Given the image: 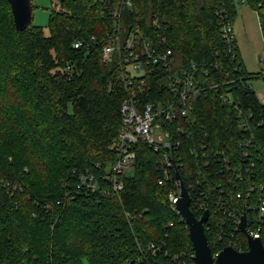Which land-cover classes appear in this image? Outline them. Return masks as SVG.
I'll return each instance as SVG.
<instances>
[{
  "label": "trees",
  "instance_id": "16d2710c",
  "mask_svg": "<svg viewBox=\"0 0 264 264\" xmlns=\"http://www.w3.org/2000/svg\"><path fill=\"white\" fill-rule=\"evenodd\" d=\"M131 2L122 33L138 28L163 42L174 63L127 87L119 60H102L119 0H63L48 35L33 25L18 32L0 0V264H195L169 201L176 173L195 216V205L209 210L213 256L228 245L247 250L242 215L264 246V104L249 83L260 74L246 71L233 32L224 34L240 0ZM241 3L258 14L264 40V0ZM192 68L201 92L185 117L162 123L172 150L139 140L121 193L78 192L81 175L100 181L117 160L123 101L167 105L170 73Z\"/></svg>",
  "mask_w": 264,
  "mask_h": 264
},
{
  "label": "built area",
  "instance_id": "2783aa9c",
  "mask_svg": "<svg viewBox=\"0 0 264 264\" xmlns=\"http://www.w3.org/2000/svg\"><path fill=\"white\" fill-rule=\"evenodd\" d=\"M119 1L121 9L113 12L117 23L112 32L108 34L107 44L102 48V60L105 63H110L114 58L119 60L124 68V82L127 87H132L133 83L137 82L144 85L145 81L142 78L148 73L150 74L153 67L169 70L174 63V58L171 50L167 49L163 42H155L152 38L143 35L138 28L124 34L122 33L123 19L121 12L123 8H131L132 2L131 0ZM232 30L230 26L224 28L225 36H232ZM83 46V41L73 44L74 48ZM197 79H199V76L196 69L193 68L182 70L179 73H170L167 86L174 100H167V105H163L162 102H159L157 107L153 104H140L137 103L134 94L125 99L121 106L122 129L115 142V151L117 153L115 164L108 170L106 175L101 177L100 181L95 180L92 175H81L77 185L78 192L87 195L100 194L104 197H112L121 193L124 189L122 178L133 167L135 162V153L132 151V146L139 140L153 147L155 151L160 149L172 150L173 144L170 133L162 129V123L175 121L179 117H185L190 112V100L197 97L201 92ZM258 100L261 104H264L263 93L258 96ZM168 165L175 166L172 158L168 161ZM178 195L179 192L177 195H169V201L174 206ZM237 197L239 198L240 195H237ZM195 208L202 215L205 211L209 212L203 204L195 205ZM259 211L261 214L264 212L263 201ZM241 217L235 220L238 230ZM247 230L251 237L260 238L258 230L250 229L248 226ZM228 246L233 247V245Z\"/></svg>",
  "mask_w": 264,
  "mask_h": 264
},
{
  "label": "water",
  "instance_id": "95a60500",
  "mask_svg": "<svg viewBox=\"0 0 264 264\" xmlns=\"http://www.w3.org/2000/svg\"><path fill=\"white\" fill-rule=\"evenodd\" d=\"M8 2L11 6L16 30L21 32L30 27L32 24L31 0H8ZM59 2H63V0H59ZM176 178L179 183V195L175 208L187 225L195 264H264L263 243L260 238H253L249 234L245 215L241 217L239 230L246 237L247 250L239 252L232 246H227L213 256L204 228V224L209 218V212L205 211L199 219L195 216L190 207L191 196L178 173H176Z\"/></svg>",
  "mask_w": 264,
  "mask_h": 264
},
{
  "label": "rangeland",
  "instance_id": "374dc122",
  "mask_svg": "<svg viewBox=\"0 0 264 264\" xmlns=\"http://www.w3.org/2000/svg\"><path fill=\"white\" fill-rule=\"evenodd\" d=\"M31 3V25L40 27L44 34L48 35L49 15L52 11H60L59 0H31ZM236 11L233 35L246 71L260 74V77L249 82L256 95L259 96L261 93L264 94V40L259 16L248 4L241 3V0L236 6Z\"/></svg>",
  "mask_w": 264,
  "mask_h": 264
}]
</instances>
